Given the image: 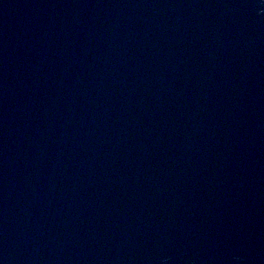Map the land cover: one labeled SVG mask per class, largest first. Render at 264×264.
I'll use <instances>...</instances> for the list:
<instances>
[{"label": "water", "instance_id": "water-1", "mask_svg": "<svg viewBox=\"0 0 264 264\" xmlns=\"http://www.w3.org/2000/svg\"><path fill=\"white\" fill-rule=\"evenodd\" d=\"M0 264H264V0H0Z\"/></svg>", "mask_w": 264, "mask_h": 264}]
</instances>
